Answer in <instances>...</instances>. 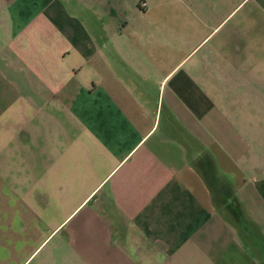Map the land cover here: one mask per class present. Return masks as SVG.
Wrapping results in <instances>:
<instances>
[{
	"label": "crops",
	"instance_id": "0c3cea01",
	"mask_svg": "<svg viewBox=\"0 0 264 264\" xmlns=\"http://www.w3.org/2000/svg\"><path fill=\"white\" fill-rule=\"evenodd\" d=\"M239 7L238 53L215 43L216 64L262 66L264 0H188L177 13L203 27L199 46ZM140 9L130 35L111 36L60 0H0V163L17 165L0 164V264H264V157L233 158V144L264 146V131L241 141L221 122L182 64L196 46L152 81L162 39Z\"/></svg>",
	"mask_w": 264,
	"mask_h": 264
},
{
	"label": "rangeland",
	"instance_id": "374dc122",
	"mask_svg": "<svg viewBox=\"0 0 264 264\" xmlns=\"http://www.w3.org/2000/svg\"><path fill=\"white\" fill-rule=\"evenodd\" d=\"M60 2L69 9L68 12L79 9L84 14L91 15L97 20L100 29L103 28L101 24L108 22L111 25L108 28V34L111 36H115L116 31L121 28L124 30L125 35H130V28H132L130 21H133L131 13H135L133 11L135 5L142 8L139 10L140 12L148 10L145 15H139L140 12L136 13V19L137 22H146L145 34L153 31L154 36L162 39V42L160 41L162 58L158 69L166 65L170 67L179 59L175 60V57L179 56L182 43L186 44V46L190 45L187 48L188 51L196 46L192 54L182 64H184V68L191 66V69L197 72V80L205 83L206 90L211 93V97L221 113V122L229 123L231 128H233L234 134L241 141H245L246 129L248 130L249 127L254 128L252 131L253 135L258 132L256 131L258 127H261L264 131V86L262 83L259 84L252 81L254 78L259 77L264 82V62L262 61V66H259L258 61L252 59L249 61V66H237L228 64V59H225L222 61L224 63L216 64L217 57L222 56V54L218 53L216 48L211 50L215 43H220V50L225 51L227 57H233L234 53H238L235 50V40L231 38L233 35L230 31L234 29L233 25L239 16L237 12H242L243 8L239 7L236 9L203 44L197 46L204 34V31H201L203 27L195 20V24L188 28L189 17L186 10H184L185 12L177 13L179 11L178 7H187L188 0H60ZM236 5V2L230 1L228 10H231ZM125 19H127V23L123 22ZM212 23H214L213 18ZM105 29L107 30V28ZM223 38L230 40L222 44L220 41ZM167 46L170 47L172 52L170 57L166 56V51L170 52ZM40 50L39 44H37L34 46L32 54L36 55ZM208 53L214 57L206 59L205 57ZM161 77H163L162 69L150 78L153 81L154 79L159 80ZM20 101L24 102L23 106L27 109L25 101ZM176 108L175 111L178 114L179 121L183 123L192 121L191 116L183 113L179 107ZM18 111L21 110H12L14 121L26 118L25 116L22 117V113H18ZM32 118L33 116L30 119ZM228 132V129L222 131L221 136L230 139ZM260 133L264 137V132ZM243 137L245 139H242ZM204 139H210L209 135H205ZM233 145V150H235L233 158L235 160L239 159V161L237 160L238 162H243L247 159L252 160L260 156L264 157V146H260L259 143L254 147L246 146V153H244L245 145L243 142ZM4 162L0 164L4 165V167L6 166L7 170H16L17 165L11 158L5 159Z\"/></svg>",
	"mask_w": 264,
	"mask_h": 264
},
{
	"label": "built area",
	"instance_id": "2783aa9c",
	"mask_svg": "<svg viewBox=\"0 0 264 264\" xmlns=\"http://www.w3.org/2000/svg\"><path fill=\"white\" fill-rule=\"evenodd\" d=\"M143 5H145V3H143Z\"/></svg>",
	"mask_w": 264,
	"mask_h": 264
}]
</instances>
